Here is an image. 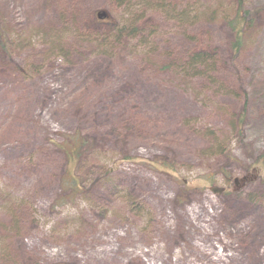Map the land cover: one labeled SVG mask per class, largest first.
Wrapping results in <instances>:
<instances>
[{"label": "rangeland", "instance_id": "1", "mask_svg": "<svg viewBox=\"0 0 264 264\" xmlns=\"http://www.w3.org/2000/svg\"><path fill=\"white\" fill-rule=\"evenodd\" d=\"M114 1L0 0V217L23 204L29 215L0 244V264H264L262 172L242 179L264 153V0H244L257 16L237 53L223 20L209 24L216 81L246 89L232 161L204 153L209 130L236 113L231 95L197 88L165 61L186 40L183 27L157 25L154 41L114 55L90 52L64 30L62 12L88 17ZM198 2L233 10L237 0ZM51 26L64 32L61 46L43 43ZM77 133L89 145L72 171L54 144ZM125 156L172 161L178 181ZM66 172L84 182L68 202Z\"/></svg>", "mask_w": 264, "mask_h": 264}, {"label": "bare ground", "instance_id": "2", "mask_svg": "<svg viewBox=\"0 0 264 264\" xmlns=\"http://www.w3.org/2000/svg\"><path fill=\"white\" fill-rule=\"evenodd\" d=\"M140 1L142 2L143 0ZM152 1L153 3L156 2L158 4L159 9H157L154 13L149 12L148 18L146 17L147 20L141 24L140 28H137L136 24L139 14H141L142 11L138 10L135 12L134 9L138 6L134 7V4H132L134 2L126 5H119L115 9L114 16L116 25L112 30L107 31L110 34V39L116 40L118 38V40L113 44V47H116L119 44L121 46L125 45L130 47L132 40L128 39V35L131 34L135 36L141 34L140 39L137 40L144 41L143 44L149 40L147 37H150V41L152 42L154 41L155 37V35L152 33L156 31V26L163 23L172 27H183L182 35L186 40H183L182 43L187 47L195 45L192 47L194 52L196 54L202 55L203 60H205L204 57L208 59V61L206 60L208 62V67L205 66L201 68H193L190 73H188V71L185 69V63L187 62L188 64V61H181L179 65L173 63V73H184L185 77L190 79L197 88H205L206 85L210 83L213 87V90H211L212 93L220 92L226 93L228 95L230 94V97H232L233 101L231 106L236 107V113H234L233 118L238 119L239 114L243 112L240 109L242 100L240 99V93L238 89L231 85L230 81H216L217 78H219L215 77L217 74L214 72V70H216L215 67L217 66V53L216 50L211 47L214 44V40L209 29V24L212 23L213 19L219 17L221 20H223L224 28L227 29L226 22L231 21L239 9H247L248 6L245 4L244 0H237V3L235 2L236 8L233 10V7H231L229 4V8H224L225 4L223 2L219 3L216 5L217 7H215L212 5H200L198 0ZM142 7H145V5ZM201 7H204L205 10H202ZM194 10H196V13ZM82 14L75 10L72 13L62 14V16H60L62 26L67 28L64 30L67 33L72 32L74 39L77 40L76 44H80L81 47L85 46V48H88V51L96 52L97 54L110 55L111 51L109 50L107 44L99 37L100 33L103 34L101 29L95 28V25H93L92 22L91 24L88 22L87 16H83ZM150 16L152 22H150ZM103 18H107V14ZM56 28L57 27L51 26L49 29H46V31L43 32V36L41 37L43 38V43L48 42V44H52L53 46L57 47L62 45L63 39L65 38L63 35L64 32L59 34L55 30ZM105 41H108V38H106ZM196 49L200 50L201 52L196 51ZM114 54L115 50L113 51L112 55ZM183 65L184 69L182 67ZM183 80L184 79H181L180 81ZM238 110L240 113H238ZM212 133L215 137H223L224 135H228L229 141H231L232 138H236L235 136L237 135L236 130H234L233 127H230V124L225 125L224 128L216 126L213 128Z\"/></svg>", "mask_w": 264, "mask_h": 264}, {"label": "trees", "instance_id": "3", "mask_svg": "<svg viewBox=\"0 0 264 264\" xmlns=\"http://www.w3.org/2000/svg\"><path fill=\"white\" fill-rule=\"evenodd\" d=\"M129 3L131 2L129 1L123 2L121 0L110 2V4H108V6L106 7V11L102 9H98L94 11L93 13H91L90 16L87 17L88 22L90 24L92 22V24L95 25V28L101 29L103 34L100 33L99 37L107 44L111 52H113L117 48L122 49L125 46V45L121 46L119 44L118 46L113 47V44L118 40V38L116 40L110 39V34L107 32L108 30H112L116 25V20L114 16L115 9L119 5H123V4L126 5ZM144 5L145 7H142ZM133 6L134 7L138 6L137 8L134 9L135 12H137L138 10L142 11V12L139 11L141 12V14H139V18L137 20V24H136L137 28H140L141 24L147 20L146 14L148 12L154 13L156 12L157 9H159L158 4L156 2L153 3L152 0L150 1L146 0L145 3H142L140 1L138 5L136 3ZM73 11H74V8H72L70 13H72ZM100 11H103L105 15L107 14V18H103V17L99 18L97 16V13ZM194 11L196 13V10ZM64 13L65 12H62L60 16H62V14ZM256 16H257L256 11L252 12V9L247 7L246 10L239 9L237 13L235 14V16L233 17V19L231 21L226 22V27H227L226 30L228 31L229 38H230V51L231 52L234 51L237 53L238 50H240L243 44L244 32L246 30V27L251 25V23L253 22ZM140 37H141V34H139L138 36H135L132 34L128 35V39L132 40L130 49L132 47H137L136 40L140 39ZM106 38H108V41H105ZM193 46L187 47L182 42L174 43V45L171 46L169 50H172V54H169L165 58V61L171 64V69H173L172 68L173 63L179 65L181 61H184V62L188 61V64L187 62L185 63L187 67V68L185 67V69L188 71V73H190V71L193 68H198V67L201 68L205 66L208 67L207 65L208 59H206V57L203 56L205 58V60H203L202 55L196 54L194 52V49L192 48ZM1 47H2V42L0 41V48ZM212 48L215 49L214 47ZM196 51L201 52L198 49H196ZM143 63H144V60H143ZM182 67L184 69V65ZM181 74H184V73H181ZM230 82H231V85L236 87L240 93V99L242 100L240 109L243 112L239 114L238 119L231 117L230 114H226L223 120L225 121V125L230 124V127H233V129L236 130L237 135L235 137H237L239 141L242 142L243 132H244V124L242 122V119H243L244 113H246V110H247L246 89L240 80L232 78L230 79ZM119 120L120 119L117 118V121ZM140 123L141 122L139 121L138 124ZM185 125L188 126L189 123L186 122ZM209 131H210L209 134H211V136H209V138L207 139V143H205L206 145L204 146V151H205L204 153L208 154V153L215 152L217 156H220V157H223V158H226L232 161L234 157L231 154V150L229 149L230 148V141L228 139L229 136L224 135L223 137H220V136L215 137L214 134H212V129H210ZM107 133H109L110 136H114L112 132H107ZM88 145H89L88 139L81 136L79 133L65 136L59 143L54 144L56 149L62 154L64 161L68 165H71L73 167L72 171H74V169L80 163V159L85 153ZM124 159L132 160V161H139V163L143 164L144 166L152 170H155L157 172L170 175L171 177L174 178V180L178 181V178L176 176L171 175L172 170L175 169L174 165H172V161L169 162L168 160H163V159H159V161H155V160L148 161V160H142L140 158H136V156H133V157L125 156ZM114 169H115L114 166L109 168V170L107 171V174L113 171ZM245 169L247 171V174L246 176H243L242 179H244L245 177L246 179H248L250 175L262 172L261 176H262V180L264 181V153H262L260 156H258V158L253 160L251 164L248 166V168H245ZM68 173L69 174H67V172L65 173V176L61 179V182L59 184L61 193L63 194L62 200H64L65 202L73 200L77 195H79L83 191V187H84V182L80 176L72 172L71 173L68 172ZM211 181H212L211 178H205L204 184L206 182H211ZM238 181L240 180H235L234 182H238ZM188 184L189 183L186 184L185 182H182V185L180 187L184 190H188L190 188ZM204 184H202L198 188L200 189L203 188ZM11 206L12 207L9 209V211L5 213L4 215H2V217H0L1 219L0 222L2 224L0 225L1 247H4L6 244L5 239L7 235H13V236L16 235V233L14 234V229L16 228L17 223L19 222V224H21L27 219V216L29 217L27 213L28 211L27 207L25 208V204L11 205ZM4 222L5 224H3ZM10 245H12L15 249H17L18 246H21L19 241L16 240V238H15V241L13 240V242H10ZM3 252H5L4 249L1 250V257L4 258L5 254H3ZM26 254L29 255L28 252H26ZM19 261L22 263L23 261H25V257L22 255L19 256Z\"/></svg>", "mask_w": 264, "mask_h": 264}, {"label": "water", "instance_id": "4", "mask_svg": "<svg viewBox=\"0 0 264 264\" xmlns=\"http://www.w3.org/2000/svg\"><path fill=\"white\" fill-rule=\"evenodd\" d=\"M97 16L99 17V18H101V17H105V13L102 11V12H98L97 13Z\"/></svg>", "mask_w": 264, "mask_h": 264}]
</instances>
